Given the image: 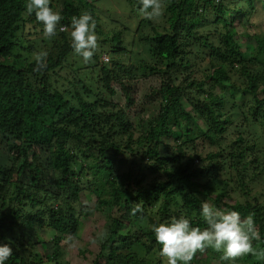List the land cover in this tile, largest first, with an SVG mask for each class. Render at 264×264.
<instances>
[{
    "label": "trees",
    "instance_id": "1",
    "mask_svg": "<svg viewBox=\"0 0 264 264\" xmlns=\"http://www.w3.org/2000/svg\"><path fill=\"white\" fill-rule=\"evenodd\" d=\"M51 1L60 4L66 32L58 25L60 42L51 40L46 66L34 71V47L23 38L42 26L25 15V0H0V154L10 161L0 164V243L13 250L5 264H69L63 240L78 239L87 218L83 191L108 222L90 264H163L150 225L183 215L203 229L202 201L242 219L252 215L260 234L253 246L264 249V182L253 186L264 177V36L252 34L255 46L244 50L238 38L257 8L264 14V1L162 0L154 18L161 21L142 16L136 28L149 59L116 61L113 70L107 61L93 79L84 76L90 62L71 48V18L90 14L98 40L116 45L112 52L127 51L122 34L101 27L95 0ZM126 2L138 13L139 0ZM70 59L81 67L70 72ZM162 145L171 152L162 154ZM143 160L147 175L136 172ZM127 163L131 170L121 176ZM99 174L109 176L102 189ZM40 231L48 232L50 255L38 252ZM85 254L93 253L78 249L80 264H88ZM220 256L206 248L191 264H227Z\"/></svg>",
    "mask_w": 264,
    "mask_h": 264
},
{
    "label": "clouds",
    "instance_id": "2",
    "mask_svg": "<svg viewBox=\"0 0 264 264\" xmlns=\"http://www.w3.org/2000/svg\"><path fill=\"white\" fill-rule=\"evenodd\" d=\"M49 5L50 0H25L24 5L25 15L35 17L46 38L57 34L63 19L61 13ZM137 11L149 20L160 18L162 0H139ZM95 29L96 21L87 12L71 18V48L84 63L92 60L98 48ZM60 30H64L63 25ZM47 55L46 51L34 54V71L46 66ZM139 210L132 212L135 214ZM199 215L206 225L203 229L192 226L190 219L183 215L150 225L163 264H191L193 256L206 248L220 252V260L227 264H235L238 257L248 254L264 258V249L253 246L254 241L260 240V234L252 215L242 219L239 212L219 209L207 201L201 202ZM12 252L8 243H0V264H5Z\"/></svg>",
    "mask_w": 264,
    "mask_h": 264
},
{
    "label": "rangeland",
    "instance_id": "3",
    "mask_svg": "<svg viewBox=\"0 0 264 264\" xmlns=\"http://www.w3.org/2000/svg\"><path fill=\"white\" fill-rule=\"evenodd\" d=\"M50 4L53 10L60 9L59 3L50 0ZM256 5L260 7L259 4H256ZM95 6H96V14L100 20L99 24L101 25V27L109 33L120 32L123 38L121 47H124L127 51L124 52L125 54L121 52H112V50L115 49L116 45H113V44L105 45L101 41L98 40V48L96 51L97 52L103 51V53L101 56H99V60H91L88 66H84L87 68L91 67V69H89L90 71L86 70L84 72V76L87 74L89 76L90 74L91 79L95 77L102 78V74L99 71V68L101 65H104V63H106L107 61L108 62L105 64V66L113 70L114 68L112 67V64L116 61L121 62L123 65H126V66L130 64L136 65L139 62L138 57H140V54L148 60L149 55L147 53L146 46H144L143 43L139 42L138 37L136 36L137 35L136 28L142 16L139 15L137 12H132L131 7L127 4L126 0H95ZM263 15L264 14L262 13V11L259 8H257L254 14L252 15V17L250 18V24L247 27V30H242L241 27L239 28L240 35L238 36V38H239V43L242 47V50H244V47L246 46V44H252L253 47L255 46L254 41L251 39L252 34L256 33V34H260L264 36V17ZM151 21L158 23L161 21V19L159 20L152 19ZM31 26H32L31 24H28L27 27L29 28ZM148 31L149 33H151L150 30H143L142 35H144L145 33L147 34ZM63 32H66V29H64ZM51 40H55L58 43L60 42V38H57V36L56 37L53 36L51 38L43 37L40 29H37L34 35L32 36L26 35L23 38V42L25 43V45L34 47L33 52L30 53L31 57H33L35 53H38L40 51H46V50L48 51ZM69 40H71V38H69ZM130 50L133 53L132 55L135 57H132L129 59L128 53L130 52ZM138 52L139 54H137ZM72 57L73 59H76V61H78L79 59V57L77 58L74 56ZM66 64L68 65L67 68L70 72H72L73 70L75 71L77 68L81 67V65L77 64V62L73 64L72 59L68 60ZM58 81L59 82L56 83L57 86L61 88L66 87L67 83L65 80L59 79ZM90 83H92V80L90 81ZM91 88H93L94 90L93 86ZM105 90L106 89H104V91ZM218 90H217L218 94H220L221 96L225 95V92H222L220 88ZM101 96H103L107 100L110 99V96H108L107 92H103ZM182 103L186 110H191L186 100L183 99ZM160 150L162 154H169L171 152L164 145L160 147ZM143 162H144L143 164L144 167L138 168L136 172L138 174L145 173L147 175L148 173H150L149 171H147V168H146L148 162L146 160H143ZM0 164L6 168L10 166V161L7 155L3 153L0 154ZM125 166H128L129 168H125ZM122 167L124 168H120L118 172L121 176L126 174V171L128 169L131 170V165L129 163L125 164ZM250 172L251 170L248 171L246 174ZM99 177H100V182L98 183L97 187L99 189H102L106 181L108 180L109 176H103L99 174ZM1 179H3L2 175H0V184H2ZM245 179H248L246 175H245ZM263 182H264V177L259 176L257 177V182L254 183L253 186H256V184L260 186L261 184H263ZM82 194L83 195H81V200L83 204L87 205L86 211H85L87 218L81 224L80 230L78 232V239L73 238V239L63 240L62 248L64 249V252H65L64 259L67 260L69 264H80L81 257H79L77 253H78V249H84V248H87L91 253H93L92 255L85 254V256L87 257V263L90 264L94 258V255L98 252L99 246L103 243V241L107 237L104 234V232L108 225V222L104 216L99 217L100 219L96 217V213L93 209V204L95 200L94 197H92V195H87L89 193L86 191L85 192L83 191ZM85 197H90L92 199L89 204L86 203ZM46 232L47 231L39 232L41 235H43L45 239L44 243L40 247H38V252L40 255H50L53 252V246L50 243V240L48 239L49 236L45 234ZM215 264H218V263H215ZM235 264H241V263L236 262Z\"/></svg>",
    "mask_w": 264,
    "mask_h": 264
}]
</instances>
